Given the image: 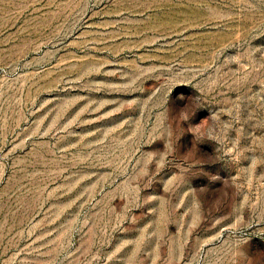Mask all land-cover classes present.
<instances>
[{"label":"rangeland","instance_id":"1","mask_svg":"<svg viewBox=\"0 0 264 264\" xmlns=\"http://www.w3.org/2000/svg\"><path fill=\"white\" fill-rule=\"evenodd\" d=\"M0 264H264V0H0Z\"/></svg>","mask_w":264,"mask_h":264}]
</instances>
